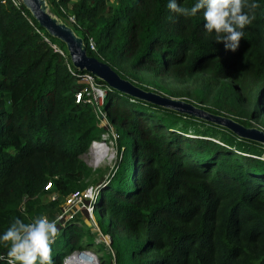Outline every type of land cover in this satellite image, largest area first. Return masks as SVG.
I'll return each instance as SVG.
<instances>
[{
	"label": "trees",
	"instance_id": "obj_1",
	"mask_svg": "<svg viewBox=\"0 0 264 264\" xmlns=\"http://www.w3.org/2000/svg\"><path fill=\"white\" fill-rule=\"evenodd\" d=\"M46 2L63 21L73 15L69 25L88 55L135 85L150 90L132 80L142 72L169 78L186 85V93L193 92L200 101L220 81L232 79L234 88L228 85L225 105L218 106L234 110L238 118H232L245 126L239 120L245 114H237L243 103L252 106L250 117L264 115V0H248L259 7L235 52L204 31L202 12L177 15L168 9L169 0ZM177 2L190 8L196 0ZM28 18L37 24L22 3L19 9L9 0L0 3V234L17 217L26 223L40 214L54 218L64 197L83 188L78 181L90 172L80 154L97 127L91 105L74 101L80 83L67 70L65 57L33 30ZM50 38L70 62L63 43ZM105 87L101 108L116 133V156L105 178L96 183L92 216L96 209L106 219L104 225L94 220L109 236L106 262L264 264V159L256 152H238L239 143L229 137L189 136L184 123L176 124L177 117L263 144ZM234 100L237 106L230 109L227 105ZM202 108L220 114L219 109ZM38 194L47 199L40 203ZM81 215L87 218L78 210L58 221L60 235L52 245L55 264L74 244L82 248L93 243L97 230L88 223L83 230ZM5 250L0 245V253Z\"/></svg>",
	"mask_w": 264,
	"mask_h": 264
},
{
	"label": "clouds",
	"instance_id": "obj_2",
	"mask_svg": "<svg viewBox=\"0 0 264 264\" xmlns=\"http://www.w3.org/2000/svg\"><path fill=\"white\" fill-rule=\"evenodd\" d=\"M167 7L183 17L202 12L204 31L222 42L226 50L235 52L244 36L243 29L254 20L253 13L259 4L248 0H196L189 8L169 0ZM59 235L56 220L41 216L26 223L17 217L0 234V245L7 249L0 260L6 264H55L52 245Z\"/></svg>",
	"mask_w": 264,
	"mask_h": 264
},
{
	"label": "rangeland",
	"instance_id": "obj_3",
	"mask_svg": "<svg viewBox=\"0 0 264 264\" xmlns=\"http://www.w3.org/2000/svg\"><path fill=\"white\" fill-rule=\"evenodd\" d=\"M70 1H72V0H69L68 3H70ZM67 8L68 7L66 6L65 9H67ZM65 9L62 7L61 12L66 14ZM56 16H58V15H56ZM65 20H66L65 22H67L68 24L71 23V21L69 20V18H67L66 15H65ZM63 62L65 63V61H63ZM206 75L207 74H203L201 76V77H203V81H204ZM132 80L136 81L137 83H141L146 88H148L152 91L154 90L156 92H159L163 95L176 97V98H182L184 100L190 101L193 104L195 103L199 107H204L207 109H213V110L219 109L220 114H223L225 116H229L231 118L232 117L238 118L235 115L234 110L232 111V110L227 109L224 106H218V104L225 105L224 102L227 98L226 93L229 92L228 85L229 86L233 85V88H234L235 83L232 79L220 81L221 85H219L217 88H215L210 93V96H208L207 98H204V100H200V101L197 100L196 95L193 94V92H191L189 94L186 93V91H187L186 85L172 81L169 78L156 79V78H152L150 75L142 72V73L137 75L136 79H132ZM211 80L212 79H210V81ZM200 81H202V79H200ZM167 91L169 93H167ZM233 98H234V96H233ZM239 105H242V104L240 103ZM227 106L230 109H232V108H236L237 104L235 103V100H234L233 104H230ZM243 107H244V109L243 110L239 109L238 111H240V112H238L237 114H241V112H242L245 115L241 114L243 116V118L242 119L240 118L239 120H242L244 122V124H246V125L258 127V128H261L262 130H264V115L257 117V118L250 117L249 112H250L252 106L250 104L248 105L246 103H243ZM228 111H231L233 113L228 112ZM198 119L206 121V120L201 119V118H198ZM207 122H209V121H207ZM180 123H184L186 125V134L189 136L203 135L202 133H204L203 136H208L205 134H210L211 139H215V140L219 139L220 141L221 140L224 141L225 138L228 139V137H229L230 139H232V141L239 143V145H238L239 151L238 152H240V150L256 152L259 154V156H261L264 159V144L259 146V145H256V144H253L250 142L238 140L237 138L233 137L230 133H228L224 130L215 129L214 127H212L213 130H210L211 125L209 126V124H207L205 122H201V121L199 122V120H197V119L185 118V117H179L178 118L177 117L176 124L180 125ZM221 127H223V126H221ZM103 130H104V127H99V124L97 123V127L95 128V131H94L95 138L98 137ZM233 134H235V133H233ZM109 139H111V138L108 137V140ZM107 143H108V141H107ZM108 145H109V143H108ZM241 152H243V151H241ZM98 153L100 154L101 157L97 156ZM243 153H245V152H243ZM115 156H116V152H115L114 146L111 147V145H109L103 152L102 151L99 152V150H98L95 153H92V150H89L88 145H87L86 149L80 154V158L87 165L90 173L87 175H84V177H82L78 181L79 184H83L82 187H85L88 184L96 185L97 182L104 179L106 174L109 172V169L111 168L114 160H115ZM73 189H80V187H75ZM37 199L39 200L40 203H42L43 201H45L47 199V197H46V195L38 194ZM55 213H54V215H55ZM40 216H45L46 218L48 217L46 214H40ZM81 216H82V218H79L80 221L78 223H80L79 225H81L83 227V230H84V227L87 226L86 224L88 223V225H89V224H91V222L88 220V218H84V215H81ZM34 219H36V218H33L32 220H34ZM52 219L53 218H51L49 220H52ZM93 219L99 225H104L106 222L105 217L100 216V214L98 213V211L96 209L93 210ZM85 238H86V236L83 235V240ZM93 240H94L93 243L87 248H90L91 250H93L95 252V254L97 255L96 257L98 260V264H109L106 261L109 260L110 249H108L107 247H104L105 246L104 243L101 241H97L94 237H93ZM74 248H78V243L74 244Z\"/></svg>",
	"mask_w": 264,
	"mask_h": 264
},
{
	"label": "water",
	"instance_id": "obj_4",
	"mask_svg": "<svg viewBox=\"0 0 264 264\" xmlns=\"http://www.w3.org/2000/svg\"><path fill=\"white\" fill-rule=\"evenodd\" d=\"M23 6L50 36L63 43L72 66L79 71H87L105 86L127 93L158 106L185 113L210 123L223 126L240 137L264 144V130L254 126H245L223 114L213 113L194 105L190 101L163 95L159 92L143 89L127 78L121 77L106 62L88 55L81 36L60 17L49 11L46 0H20Z\"/></svg>",
	"mask_w": 264,
	"mask_h": 264
},
{
	"label": "built area",
	"instance_id": "obj_5",
	"mask_svg": "<svg viewBox=\"0 0 264 264\" xmlns=\"http://www.w3.org/2000/svg\"><path fill=\"white\" fill-rule=\"evenodd\" d=\"M5 1L6 0H0V3H4ZM9 1L17 9L20 8V4H21L20 0H9ZM20 11L23 15H25L22 10ZM67 18H69L71 22L74 21L73 15L71 14H68ZM27 21L33 27V30L36 33H38L41 36V38L44 41H46L54 51H57L58 53H60L65 57L64 60L67 70L71 74H73L76 77L77 82L80 83V86L77 88V90L73 92L74 101L75 102L82 101L90 104L92 107V111L95 117L97 118V123L99 124V126L104 127V130L100 133L98 137L96 138L94 137L93 139L90 140L88 144L89 150H92V153H95L102 147H104V150L109 145H111L112 147L116 133L111 123L106 119L105 110L101 108L103 104V98L105 95V88H106L105 84H102L101 82L97 81L96 77L87 71H79L77 69H74L70 64V62L67 60L66 54L63 51L62 47L59 46L57 42L51 40L49 34H47L43 28L39 27L29 18L27 19ZM87 44L90 49L94 48V41L91 37H88ZM108 137H110L111 139L108 140ZM94 141H96L97 144L91 147ZM49 186H50L49 181L45 182V184L43 185L45 189L49 188ZM97 186L98 185L88 184L85 187H83L81 190H73L69 192L64 197L63 201L60 203V211L56 213V215L52 220H56L58 223V221L63 217H71L72 215L75 216L78 210H83L85 211L86 217L91 222L93 228L97 230L94 238L97 241H101L105 245H108L109 236L107 234H102L99 231V229H97V226L92 216V204H93V198L97 192ZM50 198L51 199L55 198V193H51ZM31 221L32 220H30V222ZM6 254H7V250L2 251L0 253V255H4V256H6ZM96 256L97 255L95 254V252L87 247L71 248L61 257V259L58 261L57 264H73L71 260L73 258L76 259V263L74 264H95L96 262H98Z\"/></svg>",
	"mask_w": 264,
	"mask_h": 264
},
{
	"label": "bare ground",
	"instance_id": "obj_6",
	"mask_svg": "<svg viewBox=\"0 0 264 264\" xmlns=\"http://www.w3.org/2000/svg\"><path fill=\"white\" fill-rule=\"evenodd\" d=\"M96 144H97L96 141H94L91 147H93V146L96 145ZM91 147H90V148H91ZM103 150H104V147L100 148V149H99V152H100V151L103 152ZM103 154H104V153H103ZM97 156H100V154L98 153ZM100 157H101V156H100ZM98 158H99V157H98ZM71 260H72V263H73V264L76 263V259H75V258H73V259H71ZM95 264H98V262H96Z\"/></svg>",
	"mask_w": 264,
	"mask_h": 264
}]
</instances>
